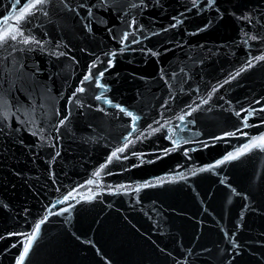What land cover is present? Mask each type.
Listing matches in <instances>:
<instances>
[{
  "label": "water",
  "instance_id": "water-1",
  "mask_svg": "<svg viewBox=\"0 0 264 264\" xmlns=\"http://www.w3.org/2000/svg\"><path fill=\"white\" fill-rule=\"evenodd\" d=\"M28 2L0 0V27ZM19 26L31 42L0 46V264L41 220L23 264H264V149L245 148L264 0H49Z\"/></svg>",
  "mask_w": 264,
  "mask_h": 264
},
{
  "label": "snow or ice",
  "instance_id": "snow-or-ice-1",
  "mask_svg": "<svg viewBox=\"0 0 264 264\" xmlns=\"http://www.w3.org/2000/svg\"><path fill=\"white\" fill-rule=\"evenodd\" d=\"M48 2H49V0H29V2L26 4V6H22V10L19 11L18 13H17L16 7L14 6L13 9H12V12L16 13V15L14 17L13 16H9V17L5 18L2 21V25L4 27H0V46H2L3 44L7 43V41L9 39L13 40V41L17 40L18 36L21 38L20 42H22L24 44L30 43L31 41H29L27 38H23L24 37V31L20 29L19 22L25 18L26 14H28L30 12H34V11H37V12L41 11L42 6L44 4H46V3H48ZM193 3H195V0H193ZM15 4L18 5L19 4V0H15ZM12 19H14L16 21V24L14 26L9 24V20H12ZM127 38H128L127 34H124L123 39L127 40ZM133 42H135V41H133ZM61 55H62V53H61ZM259 59L264 60V57H260ZM248 64L250 66L252 64V61H249ZM241 71H243V69H241ZM97 75L98 76H102L103 73H98ZM236 75H239V72H237ZM90 79H92V77L90 75L84 77V80H86V81L90 80ZM98 86L103 87L102 85H98ZM78 91L83 92L84 89L80 88V89H78ZM96 98L97 99H101L102 96H97ZM206 102L207 101H205V103ZM108 103H111V102L108 101ZM117 107H119V106L117 105ZM261 110L264 111V109H261ZM120 111L121 112H125L126 110L124 108H120ZM193 111H195V109H193ZM127 115L129 117H131V120H132V131H136V121L139 119V117L133 115L132 112H127ZM178 119L183 121L184 117L180 116V117H178ZM245 126H248L247 125V121H245ZM172 134L175 135V132H173ZM232 135H234V134H232ZM132 142L133 141H131L129 139L127 143H132ZM127 143L125 144L124 147H121V148L117 149L116 151H114L112 153V157H115V158L119 159V156L117 155V152H120V153L124 152L125 148L127 147ZM173 143L174 144H178L179 141L173 140ZM252 147H260V148L264 149V136H261L258 139L253 140L251 145H246L245 146V148H247V149H250ZM243 152H244V149H240L237 153H230L229 155H227L224 158V160L220 161V163H224V162H226L228 160L237 159L238 156L240 154H242ZM109 162H111V157L109 158ZM101 171H102V169H101ZM95 175L98 177L100 175V172L95 173ZM88 183L92 184V183H95V181L94 180H89ZM147 186L148 185H143L142 187H147ZM134 190L138 192L140 190V188L137 187ZM71 198H74V196L71 197ZM68 199H69V197H65L64 201H61V202H66ZM65 211H67V209H65ZM43 222H44V220H41L40 223L35 225L33 233L29 236L28 243L24 247V253L20 257V264H23L24 257L27 255V253H28V251H29V249L31 247L32 241H34L36 239V236L39 234L40 224H42Z\"/></svg>",
  "mask_w": 264,
  "mask_h": 264
}]
</instances>
